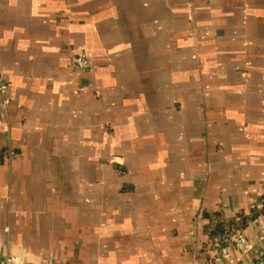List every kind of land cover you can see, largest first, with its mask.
Masks as SVG:
<instances>
[{
	"label": "crops",
	"instance_id": "0c3cea01",
	"mask_svg": "<svg viewBox=\"0 0 264 264\" xmlns=\"http://www.w3.org/2000/svg\"><path fill=\"white\" fill-rule=\"evenodd\" d=\"M0 75L26 264H208L211 218L264 201V0H0Z\"/></svg>",
	"mask_w": 264,
	"mask_h": 264
},
{
	"label": "built area",
	"instance_id": "2783aa9c",
	"mask_svg": "<svg viewBox=\"0 0 264 264\" xmlns=\"http://www.w3.org/2000/svg\"><path fill=\"white\" fill-rule=\"evenodd\" d=\"M70 64L76 69L88 68L89 61L81 50H73L70 55ZM7 85L0 75V94L6 92ZM7 99L3 100L6 103ZM262 202L251 204L250 208L260 209ZM259 217V216H258ZM7 233L8 228H3ZM259 246L255 245L243 231H234L222 238L219 235H212L206 244L208 264H264V224L260 226L257 236ZM254 252L255 257H248ZM0 264H26L17 253L0 250ZM49 264V263H48Z\"/></svg>",
	"mask_w": 264,
	"mask_h": 264
},
{
	"label": "trees",
	"instance_id": "16d2710c",
	"mask_svg": "<svg viewBox=\"0 0 264 264\" xmlns=\"http://www.w3.org/2000/svg\"><path fill=\"white\" fill-rule=\"evenodd\" d=\"M263 214H264V201H262V207L260 209L252 208L251 214L248 216L239 215L233 220L222 221V220H218L217 215H214V217L211 218V222H210L211 225L210 232L212 235H219L220 237L224 238L229 233H232L234 231H241V229L244 228L249 221Z\"/></svg>",
	"mask_w": 264,
	"mask_h": 264
}]
</instances>
